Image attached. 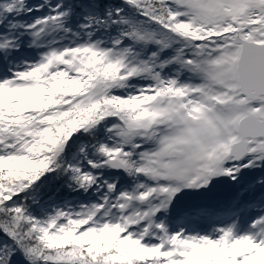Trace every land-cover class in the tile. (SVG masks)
<instances>
[{"label":"snow or ice","instance_id":"1","mask_svg":"<svg viewBox=\"0 0 264 264\" xmlns=\"http://www.w3.org/2000/svg\"><path fill=\"white\" fill-rule=\"evenodd\" d=\"M0 264H264V0H0Z\"/></svg>","mask_w":264,"mask_h":264}]
</instances>
